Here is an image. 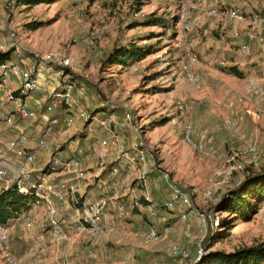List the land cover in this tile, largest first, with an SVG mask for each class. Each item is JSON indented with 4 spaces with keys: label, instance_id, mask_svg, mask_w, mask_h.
Returning <instances> with one entry per match:
<instances>
[{
    "label": "rangeland",
    "instance_id": "374dc122",
    "mask_svg": "<svg viewBox=\"0 0 264 264\" xmlns=\"http://www.w3.org/2000/svg\"><path fill=\"white\" fill-rule=\"evenodd\" d=\"M191 3L197 2L58 0L33 7L20 5L15 13L0 7V43L9 44L6 35L14 27L12 18L16 17L18 51L22 57L34 62L52 54L69 59V69L76 78L73 80L87 87L89 108L94 104L110 103L121 112L131 110L144 127L145 137L159 152L162 169L169 172L176 184L192 192L195 212L189 220L182 222L177 211L163 207L168 198L166 184L161 179L154 180L153 199L159 209V220L130 208L128 217L115 218L120 227L118 234L111 240L96 241L95 256L88 253L89 241L71 236L68 249L56 252L61 260L72 264H120L124 259L133 264H175L177 260L170 256L171 248L182 241L190 254L188 258L178 260L181 264H192L200 255L199 240L203 230H207L202 244L205 252H230L264 242V205L251 221L231 223L228 235L216 238L209 250L207 239L217 226L211 227L208 220L204 222L200 217L202 212L215 213L213 208L224 193L238 186L251 173L264 168V102L251 96L253 87H249L253 78L264 75V46H252L249 57L258 60L246 65L250 68L246 77L224 72L223 68L229 66L234 56L230 54L238 50L239 41L232 43L229 25H224L226 32L221 33L216 27L218 21ZM152 12L165 17L169 25H136ZM255 13H264V6L251 15ZM32 22H43V26L30 29L28 24ZM99 30L101 37L95 38L90 46L78 43L83 36ZM262 32L264 35V28ZM129 42L151 44L156 48L129 66L107 62V55L116 45ZM188 52L197 55L193 68L204 76L200 87L179 77V62ZM13 58H21L15 50ZM35 93L31 96L33 106L38 105ZM237 97L236 104L233 100ZM179 102L183 109L178 108ZM207 112L218 119L211 127L203 125ZM227 118L235 121L234 132L225 127ZM163 119L168 122L154 127ZM186 121L196 126L197 140L203 138L215 145L212 155L200 154L184 140L182 127ZM215 127L219 128L216 130ZM250 144L258 147L257 164L246 151ZM232 155L234 159L231 160ZM208 192L212 194L207 195ZM216 213L219 217H231L226 212ZM149 224L161 231L168 226L173 229L162 240L153 242H145L131 233L145 229ZM15 230L26 242V229L17 226L13 235ZM13 242L16 248L22 246L18 237ZM0 264H8L1 252Z\"/></svg>",
    "mask_w": 264,
    "mask_h": 264
},
{
    "label": "built area",
    "instance_id": "2783aa9c",
    "mask_svg": "<svg viewBox=\"0 0 264 264\" xmlns=\"http://www.w3.org/2000/svg\"><path fill=\"white\" fill-rule=\"evenodd\" d=\"M195 1L190 5L212 17L234 22L246 19L238 8L221 11L219 0ZM17 2L0 0V7L15 13ZM12 20L14 27L6 35L9 44L0 43V50L14 47L21 58L0 65V126L4 124L10 131V137L1 142L0 154L2 159L14 162V169L11 172L8 166L0 164V194L15 187L23 194L33 195L34 200L5 224L0 223V252L4 260L8 264H71L56 253L69 243L71 236L89 241L88 253L95 256L96 241L111 240L118 234L120 227L115 218L128 217L130 208L151 219L161 218L153 199L152 182L156 178L163 180L168 190L165 209L177 211L182 222L189 220L195 212L192 192L176 184L169 172L162 169L159 152L145 137L144 127L132 111L125 109L119 115L110 103L89 108L87 87L73 80L70 60L57 54L36 62L22 57L18 51V20ZM250 24L256 30L264 26V13L253 14ZM101 35L100 30L92 32L78 43L90 46ZM248 52L249 45L242 44L239 54L245 56ZM196 61V54L186 53L179 62V77L200 87L203 79L193 68ZM34 92H40L39 110L29 106ZM250 95L264 102V89L254 87ZM178 108L183 109L181 102ZM224 123L229 131H235L232 118ZM182 130L184 140L200 154L209 156L215 152L213 143L196 139L198 133L192 122L186 121ZM38 151L48 152L40 167L36 166ZM246 151L257 164L258 147L250 144ZM200 217L204 222L208 220L211 227L218 226L221 218L216 212H202ZM17 226L28 234V246L20 252L15 250L12 240ZM172 229L168 226L161 231L149 224L131 233L153 242L162 240ZM206 236L207 230H203L200 255L195 261L206 254L202 247ZM189 254L182 241L173 244L170 252L177 260L175 264H181L179 260ZM120 264L133 263L124 259Z\"/></svg>",
    "mask_w": 264,
    "mask_h": 264
},
{
    "label": "trees",
    "instance_id": "16d2710c",
    "mask_svg": "<svg viewBox=\"0 0 264 264\" xmlns=\"http://www.w3.org/2000/svg\"><path fill=\"white\" fill-rule=\"evenodd\" d=\"M58 0H18L17 5L33 7L39 4H52ZM141 5L138 7L140 11ZM136 25L142 26H167L168 20L155 12L145 16ZM30 29H38L43 22H32L28 24ZM156 46L151 44H138L129 42L116 45L107 55V62L129 66L143 59L153 52ZM14 49L0 50V65L13 58ZM223 71L239 78L246 77L244 71L238 66H226ZM73 79L75 73L72 72ZM168 122L167 119L156 122L155 126H162ZM158 180V178L154 179ZM154 180L152 184L154 183ZM34 200L31 194H23L15 187H10L0 194V223L5 224L8 219L15 217L20 211L26 209ZM264 205V168L260 172L251 173L238 186L224 193L213 208L216 212H226L231 217L221 216L219 225L210 232L207 239L208 250L212 248L214 240L226 237L229 227L234 222L251 221L259 209ZM163 207L165 208L164 204ZM194 264H264V242L239 247L233 251L209 250L206 254L194 262Z\"/></svg>",
    "mask_w": 264,
    "mask_h": 264
},
{
    "label": "crops",
    "instance_id": "0c3cea01",
    "mask_svg": "<svg viewBox=\"0 0 264 264\" xmlns=\"http://www.w3.org/2000/svg\"><path fill=\"white\" fill-rule=\"evenodd\" d=\"M219 1H220V10L221 11L224 12L226 9L238 8L246 16V19L244 21H235V22L229 21L226 18H216V17H213V18H215V20L218 21L216 27L221 33H225L226 31L224 30V28H225V26L229 25L228 27H230V36H231L232 43H236V41H239L238 50L235 52V54H230V55H234V56L231 57V59H230L231 62H229L230 63L229 66H232V65L238 66L239 69L244 71L245 75L247 76V75H249L250 68H247L246 65L248 63H253L254 61L258 60L257 57L256 58L249 57L251 55L252 46L253 47L257 46V45L262 46V47L264 46V35L262 32V29L264 28V26H262L260 29L256 30V29H253L251 24H250V19L252 16L251 13L254 12L256 9H258L259 7H263L264 6V0H219ZM244 43L249 45V52H248V55L242 56L239 54V48ZM199 74H201V73H199ZM201 76H202V79H204V76L202 74H201ZM262 86H264V78L263 77L262 78H256V79L253 78L251 80V83L249 84V87H253V88L254 87L262 88ZM249 87H248V89H249ZM227 89L228 88H226L225 90H227ZM35 94L37 95L36 98H38L40 96V92H36ZM239 97L235 98L233 100V102H235L237 104ZM33 103H34V101L31 98L30 103H29V106L31 107V109L39 110L41 108L38 105L33 106ZM220 103H223L224 105L226 104L225 102H220ZM94 105H96V104H94ZM241 108H242V106H241ZM117 112L119 115H121L123 113V111L121 112L120 110H118ZM209 114H208V112H207V114L206 113L204 114L205 118L203 119L204 120L203 125L211 127V125L216 123L218 121V119L213 115L210 116ZM0 118H1V115H0ZM24 123H26V122H24ZM218 128L219 127H217L216 130ZM29 129L31 130L32 128L29 127ZM9 137H10L9 128L6 125L1 124V126H0V152H1V148H3V146L1 145V142H5ZM37 156L38 157H37L36 166L40 167L41 161L45 160L48 157V152L47 151L46 152L45 151H38ZM0 164L8 166L10 168L11 172H12V169H14V167H13L14 162L10 158L2 159L1 154H0ZM153 187H154V184H152V191H153ZM95 194H97V192H95L93 195H95ZM15 237H16V239H17V237L20 238V243L22 244V246L20 248H16L15 242H13L15 250L17 252H20L25 247L28 246V242L27 241L25 242L23 240L24 239L23 236L18 234L16 230L14 231V235L12 232V240L15 239ZM25 239H26V237H25ZM67 244L65 246H63L64 250L68 249Z\"/></svg>",
    "mask_w": 264,
    "mask_h": 264
}]
</instances>
